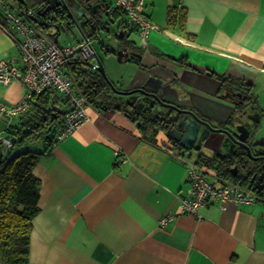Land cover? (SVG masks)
<instances>
[{"label": "crops", "instance_id": "crops-1", "mask_svg": "<svg viewBox=\"0 0 264 264\" xmlns=\"http://www.w3.org/2000/svg\"><path fill=\"white\" fill-rule=\"evenodd\" d=\"M95 1L113 4V0ZM144 3L146 15L157 25L146 47L130 38L139 32L126 25L123 11L108 26L95 30L99 38L104 30L111 32L112 24L122 17L119 50L100 43L120 63L136 62L135 74L121 78L123 86L114 77L106 78L110 94L119 96V103L131 110L142 109L127 103L129 97L118 91L139 88L153 76L162 80L163 101L213 123L234 126L236 104L223 96V90L226 83L250 84L253 89L264 76V0ZM171 9L176 14L173 24L168 21ZM83 31L94 33L91 26ZM12 32L0 24V58L20 65V36ZM49 35L60 41L59 34ZM83 37L79 31L76 41ZM126 48L139 56H120L118 52H127ZM75 65L78 80H84L79 73L90 71V65ZM86 65L90 69L83 68ZM87 85H82L85 91ZM26 91L20 80L0 83V104L18 103ZM56 93L58 105L63 102L66 108H60L66 112V98ZM90 103L88 120L72 133L57 139L55 128L50 138L55 143L32 146L43 153L33 168L41 188L40 210L32 220L29 260L11 263L0 257V264H264L263 199L237 204L210 198L197 213L182 212L181 198L191 190L184 160L205 167L207 162L200 154L211 156L222 150L223 134H212L200 150H187L169 141L165 127L151 138V132H143L123 108ZM161 108L158 104L153 112L162 117ZM21 117L0 115V138L8 137L9 128L18 125ZM208 164V180L219 184L220 177L237 182L230 172L221 175ZM166 215L173 217L163 225Z\"/></svg>", "mask_w": 264, "mask_h": 264}, {"label": "built area", "instance_id": "built-area-1", "mask_svg": "<svg viewBox=\"0 0 264 264\" xmlns=\"http://www.w3.org/2000/svg\"><path fill=\"white\" fill-rule=\"evenodd\" d=\"M39 11L36 7L18 5L15 0H0V24L8 25L14 36L16 33L20 36V65L15 60L0 58V83L9 84L20 80L27 87L20 102L0 104V115H22L33 94L46 89L54 90L66 98L69 107L57 127V139H61L89 118L88 107L91 103L73 65L89 62L92 70H99L101 64L93 46V39L98 31L84 36L69 47L61 46L37 21ZM119 11L124 12L126 25L138 30L141 45L146 47L150 32L156 30L157 25L146 15L144 0H113L102 27L108 26ZM1 139L6 145L11 144L8 137ZM184 161L188 165L191 190L189 196L181 198L183 213H197L200 206L210 198L237 204L253 203L259 199L258 193L237 182L220 177L219 184L208 180L205 175L208 166L210 167L208 163L203 167L192 161ZM215 174L218 176L216 172ZM172 217L166 215L161 223L166 224Z\"/></svg>", "mask_w": 264, "mask_h": 264}, {"label": "trees", "instance_id": "trees-1", "mask_svg": "<svg viewBox=\"0 0 264 264\" xmlns=\"http://www.w3.org/2000/svg\"><path fill=\"white\" fill-rule=\"evenodd\" d=\"M174 12L172 9L169 11V24L176 23ZM76 67L73 66L75 71ZM79 74L87 78L79 81L81 85L88 82L86 93L89 101L103 107L123 108L139 122L143 132H151V138L164 128L161 116L151 108L133 107L131 110L123 102L119 103V96L110 94V82L99 70H81ZM248 92L249 100L252 98L250 84ZM59 100L56 91L50 89L33 94L28 99L22 121L11 126L7 132L11 144L6 145L0 138V257L7 262L25 263L29 260L32 220L40 210L41 188V181L35 176L33 168L43 153L32 146L55 143L48 135L53 128H57L65 113L58 105ZM210 164L218 169L219 174L228 175L232 162Z\"/></svg>", "mask_w": 264, "mask_h": 264}, {"label": "flooded vegetation", "instance_id": "flooded-vegetation-1", "mask_svg": "<svg viewBox=\"0 0 264 264\" xmlns=\"http://www.w3.org/2000/svg\"><path fill=\"white\" fill-rule=\"evenodd\" d=\"M64 1L69 2V0H16L18 5H22L26 7H28V4L30 3L35 4V7L40 10L39 11L40 16L37 18V21L39 22V24L49 34L52 33V34H59V35L62 32H66V31L68 32L70 30H75V29L78 30V28L75 26L73 22L70 21L67 23V21H69L68 14L65 13L63 15L64 18H62V16L60 15L62 14L63 11H65V7L63 4ZM79 1H81L83 5V0H79ZM97 2L98 1H95L94 3H97ZM99 12H100L99 15H94L91 21H86L85 18L82 16L81 20H79V23L83 24V21H85L84 25L82 26L80 25L83 30L84 28H87L90 26L94 29V32L97 29H101L105 20H107L108 17L107 15L104 18L102 17V14L104 12L103 8L100 7ZM99 16H101L103 19L101 22L97 20ZM86 35L87 34L84 31V36ZM223 91H224L223 95L232 94L231 97H227V98H231L235 102L236 108L238 107L237 108L238 118H237L236 123H234V126L240 123L242 124L243 122L241 121V117L246 114V110L244 109L243 105L244 103H246L249 97L248 87L242 86L239 84L233 85L231 83H226ZM132 95H136L138 99L143 98L142 102L145 103L144 107H146V109L151 108L152 110H154L155 107H157V105L159 104L155 100L154 97L145 95L144 93L135 92ZM128 97H130V95H125V98H128ZM161 107H162L161 111L163 113L161 117V123L164 125V127L167 130L168 127L173 126L171 125L172 122L170 121V117L175 112V109L171 107H167L164 110V107L163 106ZM209 122L212 125L219 127V128H228L233 131L235 130L234 126L232 125L231 127L230 124L228 125V124L213 123L211 121ZM212 134H215V133H212ZM167 137L169 138V141H172L173 145L179 146L177 142H175V140H171L169 135H167ZM225 137L226 135L223 134V139L221 141V145L223 149L222 150L218 149L213 153V155L211 156L205 155V157H207L210 163H214V164H218L219 162L224 163L225 161H231L232 165L230 166L229 174L233 175L235 180L242 187L250 188L251 190L259 194L260 199L264 200V158H260L258 160L250 159L248 156V152H247V155L245 154V151H247L246 148L240 145H236L231 151H227V149L223 145ZM210 139H211V136L207 140H210ZM247 143L251 146L253 155L262 156L263 147L254 146V143L249 141V139L247 140ZM230 145L231 144L228 143L227 147H230ZM222 170H225V169L222 168Z\"/></svg>", "mask_w": 264, "mask_h": 264}, {"label": "water", "instance_id": "water-1", "mask_svg": "<svg viewBox=\"0 0 264 264\" xmlns=\"http://www.w3.org/2000/svg\"><path fill=\"white\" fill-rule=\"evenodd\" d=\"M94 2L95 0L94 1L93 0H83V5H82V2L79 0H69V2L64 1L63 4L65 7V11H63L62 14L60 15L62 16V18H64L63 15L65 13L68 14L69 21H67V23L70 21L73 22L75 26L78 28V30L80 31V33L84 35V31L81 26L84 25L85 21H83V24L79 23V20L82 18V16L85 18L86 21H91L94 15H99L100 7L104 9L106 15L109 13V9L111 7L110 3L107 1H102V2H97V3H94ZM97 20L101 21L102 17L99 16ZM54 40L58 42V36H56ZM124 50H121L118 52L120 56L121 55L128 56L129 54H131L132 56L138 55L137 53H134V51L129 48L128 49L126 48L127 52H124ZM86 64L91 65V63L89 62H86ZM100 64L101 65L99 67V71H101L107 78L105 68L101 61H100ZM161 84H162L161 79L151 76L146 81V83L139 88L132 89L129 91H118V92L121 95H130V97L127 99V103L133 104V105L135 104L136 106H139L140 108H143L145 103L142 102L143 98L138 99L136 95H132L135 92H141V93H144L145 95L154 97L155 100L161 106L164 107V110L167 107H171L175 109V112L170 117V121L172 122L171 125L173 126L168 127L167 134H169L170 138L177 141L179 145H181L183 148L187 150H194V149L200 150L202 148L203 142L207 141V139H209L212 133H223L226 135L223 145L225 146L227 151H231L236 145H240L246 148L250 159L258 160L260 158H264V138H260L254 141V146L263 147L262 156L253 155L252 148L247 143V140L249 139L251 135V130L247 125L241 124V123L237 124L234 128L235 129L234 131L228 128L216 127L212 125L209 121L200 117L197 113H195L194 111L190 109H184L177 105L170 104V103L163 101L162 92L160 89ZM223 96L231 97L232 94L223 95ZM250 118L252 119L253 123L256 124L259 121L260 116L259 114H254V115H250ZM54 131H55V128H53L52 131L49 133L48 135L49 138L53 136ZM227 142L231 144L230 147H227V144H228ZM200 157H202L204 161L209 162L207 157H205L204 155L200 154Z\"/></svg>", "mask_w": 264, "mask_h": 264}, {"label": "rangeland", "instance_id": "rangeland-1", "mask_svg": "<svg viewBox=\"0 0 264 264\" xmlns=\"http://www.w3.org/2000/svg\"><path fill=\"white\" fill-rule=\"evenodd\" d=\"M123 20L121 17L119 21L117 20L112 26L110 27L109 32L108 30H104L99 38H94V47L96 49L97 55L101 58L103 61V66L105 67L107 79L111 81L113 77L116 78V82L118 86H123L121 82L123 80L122 77L125 79H128L132 73L135 74L136 72V62L134 61H128L120 63L118 61V57L116 54L112 53H105L106 51L103 50V47L101 46L100 41H104L105 43L111 45L113 48H115L117 51L119 50V44L121 39L119 38L120 30H119V24ZM79 34V31L77 30H70L66 32H62L60 34V41L59 44L61 46L69 47L73 45L76 40L77 36ZM130 38L135 40L136 44L139 46L141 45V39L138 36L137 33H132L130 35ZM83 67V66H82ZM85 69H90L89 66H84ZM245 84V83H244ZM251 99L247 100L246 103H244V109L246 110V114L241 117L242 124H247L248 127L251 130V135L249 137V141L253 142L264 138V76H261L257 83H255V87L252 89ZM60 107L63 109L66 108L65 104L63 102L59 103ZM259 114L260 119L259 121L254 124L252 119L250 118V115ZM237 119V118H236ZM233 120H235L233 118ZM237 121V120H236Z\"/></svg>", "mask_w": 264, "mask_h": 264}]
</instances>
